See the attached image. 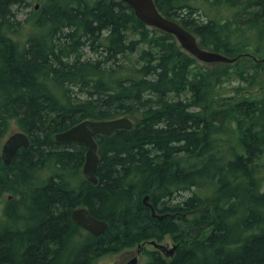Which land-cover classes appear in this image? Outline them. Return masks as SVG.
<instances>
[{
    "label": "trees",
    "instance_id": "16d2710c",
    "mask_svg": "<svg viewBox=\"0 0 264 264\" xmlns=\"http://www.w3.org/2000/svg\"><path fill=\"white\" fill-rule=\"evenodd\" d=\"M26 1L0 0V151L14 131L30 142L10 165L0 157V264H96L166 237L172 256L154 249L143 264H264V0H153L200 48L236 59L197 73L172 35L119 0H42L16 39ZM230 78L244 86L219 104ZM124 116L131 130L95 138L88 182L85 146L55 135ZM81 207L103 234L73 223Z\"/></svg>",
    "mask_w": 264,
    "mask_h": 264
},
{
    "label": "water",
    "instance_id": "95a60500",
    "mask_svg": "<svg viewBox=\"0 0 264 264\" xmlns=\"http://www.w3.org/2000/svg\"><path fill=\"white\" fill-rule=\"evenodd\" d=\"M128 4L134 11L135 16L148 28H155L164 33L172 35L178 45L189 55L195 58L197 61L203 63H233L235 58H228L224 54L209 51L200 48L197 42V38L181 27L173 20H169L164 17L156 8L153 0H119ZM264 63V58L261 59ZM134 127V121L124 116L117 119L108 120H91L86 119L78 124L72 126L66 131L57 133L55 140L62 143H78L86 148L85 160L82 166V175L85 180L92 184H97V169L99 163L98 157V145L95 140L97 136H111L118 130H131ZM28 136L21 131H14L4 141L0 157L4 165L8 166L12 162L15 154L20 148L29 147ZM144 203L150 208L151 214L154 217L161 219L162 215L155 213V210L151 204H149L148 196L144 197ZM71 219L73 223L93 236H99L103 234L108 225L105 221L98 220L93 217L86 208H77L71 212ZM154 248L162 249V244L154 241L148 242ZM177 246H173L170 252L174 251ZM171 254V253H170ZM134 259L130 264H135Z\"/></svg>",
    "mask_w": 264,
    "mask_h": 264
},
{
    "label": "rangeland",
    "instance_id": "374dc122",
    "mask_svg": "<svg viewBox=\"0 0 264 264\" xmlns=\"http://www.w3.org/2000/svg\"><path fill=\"white\" fill-rule=\"evenodd\" d=\"M41 1L42 0H27L26 2H24V5H22V8H20V11H18L17 20H19L22 23V27H20L19 33L17 35H15L16 39L25 40L27 38V36L32 32L31 24H32L33 18L35 17L33 12H37L34 10V7L36 4H39V6H40ZM198 3H201V2H198ZM149 29L151 30L152 28H149ZM135 38H137V36H135ZM146 48H148L147 45H143V44L140 45L138 47V50H137L138 52L133 55L132 59H136L138 54L142 51V49H146ZM226 64H228V63H226ZM223 65H224V63H222V62L203 63V62L196 60V62L191 67V69H192L193 73H197V72H200V71L203 72L206 70L223 69ZM239 85L244 86V84H241L238 79L230 78L229 80H225L223 82L222 86H220L216 89L217 97H219V99L216 101H218V103H219L221 98L225 99L227 97L232 96L235 93V92H232V89L234 87L239 86ZM190 96H191V93L189 91L184 92L179 96L172 93L169 95L168 99L169 100H187L190 98ZM132 117L136 121V120H139L141 118V115H140V113H134V115ZM1 208H2V203H0V209ZM160 244L166 246L167 249H169V250L172 249L173 246H175V243H173V241L170 237H166ZM136 247L137 246H135L131 249L123 250L119 253L105 255V256L99 258L96 261V264H118L120 261H122L125 258V256H121V255H122V253H124L126 251H132L133 252V254L127 256L128 259H134L135 258L136 259L135 264H143L148 260V252L154 250V247L152 245L146 243V245L144 246V248H145L144 251L143 252L141 251L140 253L136 252Z\"/></svg>",
    "mask_w": 264,
    "mask_h": 264
},
{
    "label": "flooded vegetation",
    "instance_id": "af4514ba",
    "mask_svg": "<svg viewBox=\"0 0 264 264\" xmlns=\"http://www.w3.org/2000/svg\"><path fill=\"white\" fill-rule=\"evenodd\" d=\"M34 10L35 11H39L40 10V6H39V4H36L35 5V7H34ZM19 11H20V9H19ZM146 245V243L145 244H143L142 246H137L136 247V252L137 253H140L141 251L143 252L144 251V246ZM164 246V245H163ZM154 249H157L164 257H170V256H172V254L174 253V251H172V252H170V250L169 249H167V247L166 246H164L162 249H160V248H154ZM171 253V254H170ZM131 254H133V252L132 251H126V252H124V253H122V255L121 256H125V258L122 260V261H120L118 264H130L134 259H128V257L127 256H129V255H131Z\"/></svg>",
    "mask_w": 264,
    "mask_h": 264
},
{
    "label": "bare ground",
    "instance_id": "6f19581e",
    "mask_svg": "<svg viewBox=\"0 0 264 264\" xmlns=\"http://www.w3.org/2000/svg\"><path fill=\"white\" fill-rule=\"evenodd\" d=\"M33 192V191H32Z\"/></svg>",
    "mask_w": 264,
    "mask_h": 264
}]
</instances>
